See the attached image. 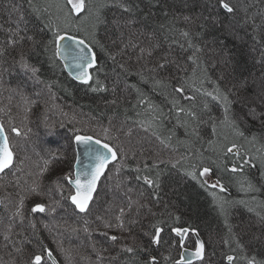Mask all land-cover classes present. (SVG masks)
I'll return each instance as SVG.
<instances>
[{"label": "trees", "instance_id": "1", "mask_svg": "<svg viewBox=\"0 0 264 264\" xmlns=\"http://www.w3.org/2000/svg\"><path fill=\"white\" fill-rule=\"evenodd\" d=\"M226 2L234 12L218 0H124L130 12L114 0H92L85 12L66 15V0H0V123L14 155L0 175V264H10V252L15 264H30L46 249L60 264H181L170 226L194 229L204 242V259L191 264H229V255L232 264L264 261V0ZM56 32L92 46L96 66L88 84L66 75L51 43ZM21 55L39 69V81L20 67ZM181 86L184 93H176ZM217 88L232 101L227 115L234 126L221 123L222 103L204 94ZM149 101L160 115L147 136L141 122L148 126ZM13 127L20 135L11 136ZM76 135L116 152L86 212L72 207L62 180L72 177ZM233 143L236 152L227 153ZM234 165L243 171L232 173ZM204 166L224 192L201 185ZM158 173L159 188L145 184V176ZM213 193L227 201L224 214ZM34 198L48 205L42 216L29 214ZM121 209L123 229L116 219ZM154 224L164 228L159 244L151 242ZM186 247H194L192 234Z\"/></svg>", "mask_w": 264, "mask_h": 264}, {"label": "snow or ice", "instance_id": "2", "mask_svg": "<svg viewBox=\"0 0 264 264\" xmlns=\"http://www.w3.org/2000/svg\"><path fill=\"white\" fill-rule=\"evenodd\" d=\"M30 3H31V0H30ZM66 3L68 5H71V9L66 13V15H71V12H75L77 15H79L80 13L85 12L86 9H88L92 5V0H66ZM114 3H115V6L123 8V10L125 12L131 11V8L128 7L126 3H124V0H118V2H117V0H114ZM218 3L220 5V7L223 8L224 10H226L228 13L234 12V8L232 6H230V4L228 2H226V0H218ZM105 6H107V2L105 4ZM61 10L63 11V9H61ZM94 15L96 18V24L97 25L103 23V20L101 18V14H100L99 10H97L94 13ZM185 19L187 20L189 18L185 17ZM129 22L130 21H126V23H129ZM181 34L184 37L189 36V32H187V31H184ZM21 39H23V37ZM27 39L29 41H32L33 45L38 43L36 40H34V38L32 36L27 37ZM64 39H65V37L62 35H59V32L54 33V40L51 42L56 47V53H54V55L59 52V50H60L59 42L61 40H64ZM68 39H72V38L69 37ZM12 42L14 43L15 41H12ZM77 43L80 45H84V47L80 48L79 51H74L72 49L71 45H65L64 52L67 55L73 56V60L75 61V68L78 70V74L76 75L75 78L77 80H81L85 84H88L89 81L91 80V76L88 72L84 71V69L85 68H91L93 66L94 61H95V57H93L91 61L87 60L85 50H84L87 47V45H85V42L83 40H79V41H77ZM197 51H199V49H197ZM141 52L143 53L144 49H141ZM147 54L151 55V52L149 51ZM189 59H192L193 63L196 62L193 57H189ZM19 63H20V67L24 71L30 72L32 77L35 78L37 81H39V77L37 75V73L39 72L38 68L30 65L24 59L23 55H21V59H20ZM157 67L160 69H163L165 67V64L164 63L158 64ZM156 83L160 84L162 82L156 81ZM97 85L99 86V81H97ZM96 90H97V88H93V91H96ZM174 91L176 93L183 94L184 88H183V86L176 87V88H174ZM196 91H199V89H197ZM204 94L207 96H210L212 98V100L217 101L218 103H222L225 115H224V119L221 121V123H226V124L234 126V121L230 120L228 115H227L228 112L230 111L229 106L232 103V101L229 99V96L227 94H222L220 92L219 88H217L215 90V93L205 92ZM184 98L188 99L189 101H192L195 99L194 96H185ZM171 103L173 105H176L178 103L176 97H172ZM146 107L148 109V111H147L148 126L145 127L144 122H141V127L144 128V131L147 132L151 129L152 122L155 121V119L157 118L158 115H160V113H159L158 109L156 108V106L152 105L150 101L147 102ZM206 107H207V105H205V108ZM179 112L184 113L185 109L183 107H180ZM154 113L156 115H153ZM186 114L193 120L198 119V117L194 111L189 110V111H187ZM138 115H139V113H138ZM12 131L16 135H20V132L17 128L13 127ZM107 131L108 130L105 129L106 134H107ZM213 131L215 132V128L213 129ZM4 132H5V129H4L3 125L0 124V136H2V138H3L2 142H0V173L5 172V170L8 169L12 165V161H13V152H12L10 145H9V139H8L7 135H4ZM235 132L237 135H239L241 137L244 136V133L241 132L238 128H235ZM127 135L128 136L132 135L131 130L128 131ZM153 135H156V133L153 132ZM157 138L159 139L158 136H157ZM75 142L77 144H81V145L86 146L85 152H86V155L89 156V163L84 165V167L76 174L74 179L71 177L70 174H68V175L63 176L62 180L67 182L69 185H72V187L74 189V192H70L69 197H68L71 200L72 204L75 205V207L80 212H86L89 209L90 201H92V199H93V194L97 190V182H98L100 176L103 175L104 170L107 166L109 156L101 153L99 151V149L92 147L93 143H95L96 145H101V141L99 139L93 141V138L89 135H76L75 136ZM161 143H164V141L161 140ZM101 147L106 149L107 152L111 154V159H116V152L113 151V149L109 146L108 143H103L101 145ZM235 147H236V145L233 143L232 146L226 147V152L232 153L234 151ZM120 150H122V149H120ZM237 155H238V153H237ZM47 163L48 162H46V166H47ZM248 163H249L248 160L244 161V164H248ZM173 167H175V164H173ZM193 167H195V166H193ZM45 170H46V168H45ZM137 171H139V169H137ZM230 171L232 173L242 172L243 171V165H234L230 169ZM186 174L189 175L194 180L198 179L197 173L195 171L187 172ZM210 174H211V168L208 166H204L203 170L199 172V177H207ZM82 177H83V179H82ZM137 178H139V177H137ZM144 182H145V184H147L151 187L159 188L160 187L159 173L157 174V176L155 178H151V179L148 178L147 176H145ZM199 182L201 183L202 186L208 185L207 179L199 180ZM56 184H57L58 188L63 187V184L61 183L60 180H57ZM209 187H211L213 189L219 187L220 192L225 191V186L222 185L219 180H217L216 183L209 185ZM248 188H249V190H252L253 186L249 183ZM31 191L36 192V189L33 188V189H31ZM36 194L39 195L40 193L36 192ZM213 198H214V200H219L218 207H219L221 213L224 214L226 212L224 204L227 203V201L220 200V198H217L215 196V193H213ZM22 204H23V201H21V205ZM32 210L44 212L45 208L43 205H37ZM250 211H251V209H250ZM17 214L19 215V213H17ZM123 215H124V210L121 209V215L116 218L118 221L117 227H119L121 229L124 228V223L122 220ZM261 219L264 220V217H261ZM179 220H180V217L177 216L174 218L173 223L176 224L179 222ZM226 226L229 228V232H231L232 231L231 226L227 225V224H226ZM105 227H111V225L105 224ZM152 227L154 228V232L151 236V242L159 244L161 242V239H162V233L164 232V228L162 226H160L159 224H154V225H152ZM170 231L175 234L176 245L180 248H184L186 246L187 237L189 236V234L197 236V239L194 242L195 247H196L195 256L197 259H200V260L204 259L205 244L203 241H201L198 238L199 237L198 232H196L194 229H191L189 227H176V226H170ZM111 239L113 241H115L117 239V237L112 236ZM225 243H228V241H225ZM236 247L239 248L241 250V252H243V247L239 243V241H237ZM44 251H46V250H42L40 253L33 254V256L30 258V264H42ZM125 251L131 253L134 251V249L131 247H128L125 249ZM47 255L49 258H51L52 253L47 252ZM234 259H236V258L232 255L227 256V260L229 261V264H232ZM153 260H155V258H153ZM188 264H191L190 260H189ZM247 264H264V261H258V260H256L255 257H251V258L247 259Z\"/></svg>", "mask_w": 264, "mask_h": 264}, {"label": "water", "instance_id": "3", "mask_svg": "<svg viewBox=\"0 0 264 264\" xmlns=\"http://www.w3.org/2000/svg\"><path fill=\"white\" fill-rule=\"evenodd\" d=\"M62 36L65 37L64 40H61L59 42V52L57 53V55H59V57L61 58L62 60V66L64 67L65 69V72L68 73L70 75V77H72L75 81L77 82H82L81 80H77L75 77L76 75L78 74V70L75 68V61L73 60V56L71 55H67L65 52H64V47L65 45H71L72 46V49L74 51H79L80 48L84 47V45H80L77 43V41L81 40L79 38H75L73 36H70L68 34H61ZM69 37H71L72 39H68ZM85 45H87V43H85ZM85 50V54H86V57H87V60L91 61L93 57H95V54H93V51L91 49V47L89 45H87V47L84 49ZM95 61H96V57H95ZM95 61H94V64L91 68H85L84 71L88 72L90 74V70L93 69L95 67ZM83 83V82H82ZM6 135V134H4ZM2 136H0V142H2ZM93 141H95V139L93 138ZM102 145V143H101ZM101 145H96L95 143H93L92 147L93 148H96V149H99V151L105 155H108L109 156V160H108V163H110L111 161V154L107 152L106 149L102 148ZM85 148L86 146L85 145H81V144H77L75 142V152H76V158H75V161H74V171H73V174L74 176L72 177L73 179L75 178L76 174L84 167L85 164H88L89 163V156L86 155V152H85ZM107 163V164H108ZM101 177V176H100ZM83 179V177H82ZM72 187V185H71ZM73 189V187H72ZM74 191V189H73ZM72 204V202H71ZM73 206V204H72ZM75 207V205H74ZM195 240L197 239V236L193 235ZM200 239V237H198ZM201 240V239H200ZM195 242V241H194ZM195 252H196V247L194 248V250H191V249H188V248H184L182 251H181V258H182V262H189V260L191 262L197 260L196 256H195ZM50 259V262H52V264H57V262H55V260L53 259V257L51 256Z\"/></svg>", "mask_w": 264, "mask_h": 264}, {"label": "rangeland", "instance_id": "4", "mask_svg": "<svg viewBox=\"0 0 264 264\" xmlns=\"http://www.w3.org/2000/svg\"><path fill=\"white\" fill-rule=\"evenodd\" d=\"M251 10H249V14H252V12H250ZM253 11V10H252ZM254 13V12H253ZM255 16V15H254ZM222 127V126H221ZM144 133H145V135L147 134V136H150L151 135V133H147V132H145V131H143ZM10 134H11V136H12V134H14V135H16L15 133H13V131H10ZM94 138V137H93ZM253 138V137H252ZM95 140H97L96 138H94ZM158 142H159V139L158 138H155ZM250 139H251V137H250ZM161 140V139H160ZM101 143H103V142H101ZM236 149H237V147H235V149H234V151L232 152V153H234V152H236ZM76 156V155H75ZM75 158L76 157H74V161H75ZM13 162H14V155H13V161H12V164H13ZM12 167V165L8 168V169H10ZM106 168H107V166H106ZM105 168V169H106ZM8 169H6L5 170V172L8 170ZM105 171V170H104ZM4 173V172H3ZM2 173H0V175H1ZM73 175V174H72ZM103 175H104V173H103ZM103 175H101V177L99 178V180H98V182H97V187H98V185H99V181H100V179L102 178V176ZM202 180L203 179H207V181H208V186L209 185H211V184H213V183H216V179H214V178H212V176H211V174L209 175V176H207V177H200ZM66 184L69 186V188L72 190V192H74L73 191V189H72V187H71V185H69L67 182H66ZM63 187H64V189H65V186L63 185ZM62 187V188H63ZM67 187V186H66ZM215 189H217V190H219V187H217V188H215ZM220 191V190H219ZM93 197H94V194H93ZM34 200V201H33ZM36 198H34V199H32L31 201H33L31 204H30V206H29V214L30 215H32V214H35L36 215V217L37 216H42L43 214H45V212L47 211L46 209L47 208H45V206H48V205H46L45 203L46 202H44L43 201V199H39V200H37ZM45 204V205H44ZM70 204H71V200H70ZM37 205H43L44 206V208H45V211L44 212H39V211H33L32 209L33 208H35ZM72 205V204H71ZM74 206V205H73ZM72 206V207H73ZM259 206H262V205H259ZM259 208H261V209H264V205L262 206V207H259ZM79 211V210H78ZM193 236V235H192ZM193 238H194V236H193ZM201 239V238H200ZM194 241H195V238H194ZM201 241H202V239H201ZM184 248H188V247H184ZM184 248H180V252H179V260H178V263H181V264H188L187 262H182V258H181V256H180V254H181V251L184 249ZM194 248H195V243H194V247L193 248H188V249H191V250H194ZM38 251V250H37ZM47 252H51V251H49L48 249H46V251H44V255H45V258L43 257V260H42V263H44V264H47V262L48 263H50V264H52V262H50V259H49V257H48V255H47ZM38 253H40V252H38ZM20 254V253H19ZM10 255H12V256H10V264L12 263V264H15V261L13 260L15 257H14V253H12V252H10ZM52 257H53V259L55 260V262H57V264H60L57 260H56V258L52 255ZM197 260H200V259H197ZM197 260H195V261H197ZM46 261V262H45ZM195 261H193V262H191V263H194Z\"/></svg>", "mask_w": 264, "mask_h": 264}, {"label": "bare ground", "instance_id": "5", "mask_svg": "<svg viewBox=\"0 0 264 264\" xmlns=\"http://www.w3.org/2000/svg\"><path fill=\"white\" fill-rule=\"evenodd\" d=\"M55 11H56V9H54ZM57 12V11H56ZM61 34H68V35H70V36H73V37H75L76 39L77 38H79V39H81V40H83L85 43H87L84 39H82V38H80V37H76L75 35H73V34H71V33H68V32H59V35H61ZM87 45H89L90 47H91V49H92V51H93V54H95V52H94V50H93V48H92V46L90 45V43H87ZM54 53H56V47H55V51H54ZM55 56L57 57V59L59 60V62L62 64V60H61V58L59 57V55H57V54H55ZM95 57H96V54H95ZM95 64H96V61H95ZM96 66V65H95ZM64 68V67H63ZM92 70V69H91ZM91 70H90V73H91ZM64 71H65V69H64ZM66 73V72H65ZM66 75L67 76H69L70 77V75L68 74V73H66ZM91 75V74H90ZM71 79L76 83V84H81V85H85V83H82V82H77V81H75L72 77H71ZM90 82V81H89ZM1 124V123H0ZM4 134H6L5 132H4ZM7 135V134H6ZM92 138H93V136H92ZM73 150H74V153H75V155H76V152H75V139H73ZM104 143V142H103ZM102 143V144H103ZM115 159H111V161H110V163H112L113 161H114ZM110 163H108L107 164V166L110 164ZM74 161H73V165H72V174H73V171H74ZM74 176V174L72 175V177ZM74 207V206H73ZM76 208V207H75ZM76 210H78L77 208H76Z\"/></svg>", "mask_w": 264, "mask_h": 264}]
</instances>
